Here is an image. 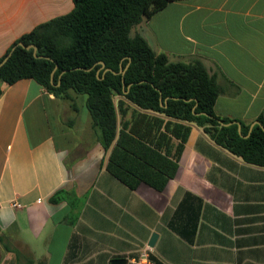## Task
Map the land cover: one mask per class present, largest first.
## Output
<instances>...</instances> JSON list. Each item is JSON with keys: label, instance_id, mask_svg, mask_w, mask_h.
I'll return each mask as SVG.
<instances>
[{"label": "crops", "instance_id": "0c3cea01", "mask_svg": "<svg viewBox=\"0 0 264 264\" xmlns=\"http://www.w3.org/2000/svg\"><path fill=\"white\" fill-rule=\"evenodd\" d=\"M73 8V0H0V57ZM130 34L170 60L200 58L222 88L217 115L251 124L263 110L264 0H173ZM70 94L33 78L1 83L0 264H133L146 246L153 264H264V166L191 124L165 187L130 188L106 168L86 95Z\"/></svg>", "mask_w": 264, "mask_h": 264}, {"label": "trees", "instance_id": "16d2710c", "mask_svg": "<svg viewBox=\"0 0 264 264\" xmlns=\"http://www.w3.org/2000/svg\"><path fill=\"white\" fill-rule=\"evenodd\" d=\"M73 1L70 12L36 25L0 57L9 55L0 67V94L3 82L33 78L63 99H71V91L86 95L92 126L109 151L106 168L133 189L143 181L162 190L174 177L191 124L246 162L264 166V129L255 124L249 132L250 123L215 113L222 88L200 58L170 60L140 34H130L173 0ZM19 42L35 44L43 57ZM128 57L124 83L121 73L97 64L117 72ZM256 120L264 126V108ZM231 121L241 123V133L236 123L221 124ZM61 197L57 192L52 199Z\"/></svg>", "mask_w": 264, "mask_h": 264}, {"label": "water", "instance_id": "95a60500", "mask_svg": "<svg viewBox=\"0 0 264 264\" xmlns=\"http://www.w3.org/2000/svg\"><path fill=\"white\" fill-rule=\"evenodd\" d=\"M19 45H22V46L25 47L26 49H29V48L32 47V48H33V52H34V56H35V57H43L42 55H37V54H36L37 47H36L35 44L24 45L22 42H19ZM8 57H9V55H7V56H6V57L0 62V67H1V66L7 61ZM46 58H48V57H46ZM130 62H131V57H128V62H127V64H126V66L123 67L122 64H120V70L117 71V72L114 71V70H112L111 68H107V67H105V62H104V61H98L97 64H100V69L104 68V71L111 70V71H113L114 73H121V75H122V81H123V83H124V77H123V75H124V73H125L126 68L129 66ZM57 67H58V65L56 64L55 67H54V69H53L52 72H51V81H52V83H53V80H54V73H55V70L57 69ZM76 68H82V67H75V68H73V69H76ZM84 69H85V70H91L92 67H90V68H84ZM100 69H99V70H100ZM99 70L97 71V73L99 72ZM66 71H68V69H64V70L60 73V76H61L62 73L66 72ZM98 77H100V76H98ZM144 81H145V80H144ZM59 83H60V80H59L58 84H59ZM231 123H236V124L238 125V130H239V132L241 133V123H240V122H238V121H231V122H229V123H223V122H221V124H231ZM255 124H259V125L264 129V126H263L258 120H255V121H253V122L250 124L249 132L252 130V128H253V126H254ZM244 136H248V134H247V135H244ZM156 238H157V233H153V235L151 236V239L149 240V245L153 246L154 243H155ZM126 263H127V259H126V258H117V259H114V260L112 261V264H126Z\"/></svg>", "mask_w": 264, "mask_h": 264}, {"label": "built area", "instance_id": "2783aa9c", "mask_svg": "<svg viewBox=\"0 0 264 264\" xmlns=\"http://www.w3.org/2000/svg\"><path fill=\"white\" fill-rule=\"evenodd\" d=\"M12 206L21 207L19 202H12ZM133 264H153L150 258V247L146 246L138 251L137 256H133L129 259Z\"/></svg>", "mask_w": 264, "mask_h": 264}, {"label": "rangeland", "instance_id": "374dc122", "mask_svg": "<svg viewBox=\"0 0 264 264\" xmlns=\"http://www.w3.org/2000/svg\"><path fill=\"white\" fill-rule=\"evenodd\" d=\"M85 96V95H84Z\"/></svg>", "mask_w": 264, "mask_h": 264}]
</instances>
